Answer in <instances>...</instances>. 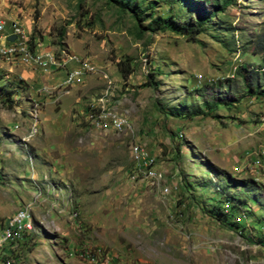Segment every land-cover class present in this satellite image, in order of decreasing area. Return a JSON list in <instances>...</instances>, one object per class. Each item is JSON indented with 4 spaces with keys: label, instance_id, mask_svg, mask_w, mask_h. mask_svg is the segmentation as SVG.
Returning <instances> with one entry per match:
<instances>
[{
    "label": "rangeland",
    "instance_id": "374dc122",
    "mask_svg": "<svg viewBox=\"0 0 264 264\" xmlns=\"http://www.w3.org/2000/svg\"><path fill=\"white\" fill-rule=\"evenodd\" d=\"M138 1L183 21L204 3ZM124 5L0 0V22L20 26L30 51L0 53V234L27 210L26 234L0 240V264H264V98L235 73H264V0H235L197 42L136 36L149 18ZM221 99L231 101L206 110ZM108 109L132 132L111 129ZM230 197L244 200L231 211L238 226L216 208L229 213Z\"/></svg>",
    "mask_w": 264,
    "mask_h": 264
},
{
    "label": "trees",
    "instance_id": "16d2710c",
    "mask_svg": "<svg viewBox=\"0 0 264 264\" xmlns=\"http://www.w3.org/2000/svg\"><path fill=\"white\" fill-rule=\"evenodd\" d=\"M120 1L123 4V6H125L124 4H126L127 2L132 3L131 5V9L133 10L132 16L138 22L144 20L145 17L149 18V22L146 24L144 28L140 27V25H138L135 28L136 36L140 37L145 30L147 31H153L155 29L160 31L168 30L176 34L185 36L189 41L197 42L196 35L202 33L204 25L210 23L213 15L219 12H223L235 0H202L204 3L202 4L201 8L198 10L197 15L193 19H189L188 21L179 20V18L175 17V15H172L170 13L165 16L154 15L153 7L155 6V1H150L148 5H146L147 6L146 8L148 9V12L146 13H144L142 9L140 11H137V8L139 7L140 4V1L138 0H120ZM179 1L180 3H182L185 0H179ZM206 4L209 5V8L205 7ZM28 42L29 45H31L30 41ZM130 61L131 59L128 56H122L116 63L117 70L122 78H126L132 72ZM249 72L250 71H248L246 69V66L244 65H241L237 69H235L236 75L239 76L242 80L243 92H245V94L248 95H254L256 97L264 98V73H259L258 71H254L253 73H249ZM148 75H150V73ZM148 75L147 77H149ZM145 85L151 86L153 85V82L150 79H148L145 81ZM229 101L231 100L221 99V101L219 102L208 105L206 110L210 111L211 109L217 107L218 105H229ZM165 114H168L175 118H179V117L196 116L201 113L200 111H193V112L191 111V112L183 113L180 112L178 108L172 107L167 112H165ZM230 199H232L234 202H232L229 206V213L223 212L221 207H216V208L220 215H222L224 218L232 220L233 221L232 223L238 226L239 223L234 221V217L231 216L232 215L231 211H233L234 209H240L241 206L244 204V200L233 197H230Z\"/></svg>",
    "mask_w": 264,
    "mask_h": 264
},
{
    "label": "bare ground",
    "instance_id": "6f19581e",
    "mask_svg": "<svg viewBox=\"0 0 264 264\" xmlns=\"http://www.w3.org/2000/svg\"><path fill=\"white\" fill-rule=\"evenodd\" d=\"M13 27H15L18 31L22 32V29H21L20 26L13 25ZM4 44L0 47V53H2L4 56L12 55L13 53H15L17 51L22 52L23 55H25L23 57L30 56V51H24V46L23 45H12V43H4ZM105 116H107L106 118L110 119L112 123H115V129H117L118 131L132 132V130H133L132 129V125H131V122H130V120H129V118H128V116L126 114L124 115V113H120V112H117L116 110H109L108 109L106 111V113H105ZM132 153L137 155L139 158L143 159V162H142L143 165L146 163L148 165V167H149L153 163V158L150 157L144 151L141 143H139L138 141L132 142ZM145 168H146V166H145ZM148 172L152 176H155V172L152 169H148ZM156 173H158V172H156ZM20 211L23 212L24 214H23V219H22L21 223L19 224V231L22 230L25 227V225L23 223H24V220L27 218V210H20ZM13 219H14V217L10 218L9 224H10V222ZM25 234H26V232H25ZM1 239H8V238H0V240ZM111 264H123V263H120V262L113 263L112 262Z\"/></svg>",
    "mask_w": 264,
    "mask_h": 264
},
{
    "label": "built area",
    "instance_id": "2783aa9c",
    "mask_svg": "<svg viewBox=\"0 0 264 264\" xmlns=\"http://www.w3.org/2000/svg\"><path fill=\"white\" fill-rule=\"evenodd\" d=\"M13 35V40H8V36ZM4 43H12V45H23L24 51L27 50V42L23 41V33L18 31L15 27L9 24L8 29L5 30V24L0 22V47ZM37 58V57H36ZM35 61V57H33ZM55 59L53 58V55L50 53L43 54L42 59V65H53ZM78 69V67L76 68ZM111 129H115V123H111ZM146 167L148 165L144 164ZM23 219V214L19 216H15L14 219L10 222V225H8V229H5L4 234H0V238H8L9 244H15L22 235L25 234V231H19V224L21 223Z\"/></svg>",
    "mask_w": 264,
    "mask_h": 264
},
{
    "label": "water",
    "instance_id": "95a60500",
    "mask_svg": "<svg viewBox=\"0 0 264 264\" xmlns=\"http://www.w3.org/2000/svg\"><path fill=\"white\" fill-rule=\"evenodd\" d=\"M13 38H14L13 35L8 36V40L10 41L13 40Z\"/></svg>",
    "mask_w": 264,
    "mask_h": 264
},
{
    "label": "crops",
    "instance_id": "0c3cea01",
    "mask_svg": "<svg viewBox=\"0 0 264 264\" xmlns=\"http://www.w3.org/2000/svg\"><path fill=\"white\" fill-rule=\"evenodd\" d=\"M64 77H65V75H64Z\"/></svg>",
    "mask_w": 264,
    "mask_h": 264
}]
</instances>
